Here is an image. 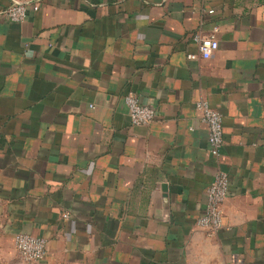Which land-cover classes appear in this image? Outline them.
<instances>
[{
	"label": "crops",
	"instance_id": "crops-1",
	"mask_svg": "<svg viewBox=\"0 0 264 264\" xmlns=\"http://www.w3.org/2000/svg\"><path fill=\"white\" fill-rule=\"evenodd\" d=\"M215 27L202 58L192 35ZM199 100L222 115L217 157ZM19 232L46 240L33 264H264V0H0V251Z\"/></svg>",
	"mask_w": 264,
	"mask_h": 264
},
{
	"label": "built area",
	"instance_id": "built-area-1",
	"mask_svg": "<svg viewBox=\"0 0 264 264\" xmlns=\"http://www.w3.org/2000/svg\"><path fill=\"white\" fill-rule=\"evenodd\" d=\"M36 10L38 5H32ZM28 5L26 1H16L8 6L3 13L14 22H20L26 17ZM217 27L209 33H194L192 40L196 43L198 53L202 58H209L218 48L215 35ZM193 57V55H189ZM128 108L129 119L132 124L148 125L155 120V109L141 103L136 95L129 91L124 96ZM195 108L201 113L200 118L207 127L208 148L213 157H217L223 144L222 115L212 108L205 100L195 103ZM227 174L218 170L213 180L205 189L206 204L203 212L196 218L195 225L207 234H214L222 226V205L227 196ZM14 248L27 264L41 260L46 253V240L30 233L19 232L13 237Z\"/></svg>",
	"mask_w": 264,
	"mask_h": 264
},
{
	"label": "rangeland",
	"instance_id": "rangeland-1",
	"mask_svg": "<svg viewBox=\"0 0 264 264\" xmlns=\"http://www.w3.org/2000/svg\"><path fill=\"white\" fill-rule=\"evenodd\" d=\"M0 264H27L21 258L19 253L15 248H5L3 251H0Z\"/></svg>",
	"mask_w": 264,
	"mask_h": 264
}]
</instances>
